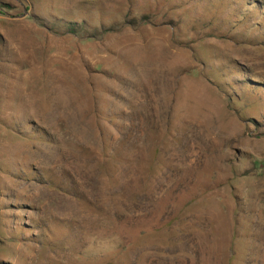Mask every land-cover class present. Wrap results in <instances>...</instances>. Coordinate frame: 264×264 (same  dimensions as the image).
<instances>
[{"label": "rangeland", "instance_id": "obj_1", "mask_svg": "<svg viewBox=\"0 0 264 264\" xmlns=\"http://www.w3.org/2000/svg\"><path fill=\"white\" fill-rule=\"evenodd\" d=\"M243 2L0 0V264L116 253L102 137L128 131L135 190L150 176L133 264H224L235 234L264 264V26Z\"/></svg>", "mask_w": 264, "mask_h": 264}, {"label": "trees", "instance_id": "obj_2", "mask_svg": "<svg viewBox=\"0 0 264 264\" xmlns=\"http://www.w3.org/2000/svg\"><path fill=\"white\" fill-rule=\"evenodd\" d=\"M0 8H2V6ZM243 10L242 13H240L239 17L240 22H244L243 18L248 19L251 17L253 18L254 22L253 24H251L250 29L255 30L260 26H264L263 1L244 0ZM251 40L252 42H257L264 46V35H261V38H255ZM230 99H234L233 95H231ZM233 102L234 101H232V104ZM112 117H110V121L113 122L114 119H112ZM102 138L104 157H106V159L110 162H113L114 173L116 174L112 175V184L115 187L113 196L117 197L118 199V203L114 205L112 214H109V218L116 225L112 230L113 236L116 237V253L111 256H104V264H133L129 257V254L133 250V246L135 244L133 239L132 224L136 220L144 221L149 217L145 203L150 200L148 191V180L150 176L142 175L143 177L140 181V189L135 190V181L133 182L131 175H127L129 170L128 167L130 164L129 155L126 151L125 153L123 151L120 152L119 147L126 146L131 149V132L128 131L125 132V134L123 133L122 138L119 139L117 145L115 146V138L113 137V133H105ZM107 176L110 179L111 175ZM185 190L187 189H175L171 193V196L173 197V203L168 204V206L163 211L156 215L153 227V230L154 232H156V234H162V232L164 233L167 229L170 230L171 225H173V223L178 220L180 210L177 212L173 205L176 198H181L180 196ZM202 195L198 192L186 195L187 202L184 206L197 202ZM204 199L210 200L211 197H204ZM138 212H140V214H137ZM147 234L148 230L144 227L138 231V237L140 236L139 239H143ZM243 245L240 242V236L235 234L231 240V243H229L228 245L227 253L225 258L223 259V263L257 264L256 260H251L252 255L249 253L251 245L246 244L247 247H244Z\"/></svg>", "mask_w": 264, "mask_h": 264}]
</instances>
